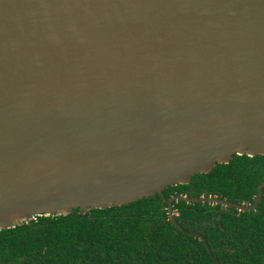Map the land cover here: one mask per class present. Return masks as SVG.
Masks as SVG:
<instances>
[{
  "label": "water",
  "instance_id": "1",
  "mask_svg": "<svg viewBox=\"0 0 264 264\" xmlns=\"http://www.w3.org/2000/svg\"><path fill=\"white\" fill-rule=\"evenodd\" d=\"M234 153L264 154V0H0V229L160 193ZM263 185L251 203L171 195L168 218L206 244L172 200L248 210Z\"/></svg>",
  "mask_w": 264,
  "mask_h": 264
},
{
  "label": "trees",
  "instance_id": "2",
  "mask_svg": "<svg viewBox=\"0 0 264 264\" xmlns=\"http://www.w3.org/2000/svg\"><path fill=\"white\" fill-rule=\"evenodd\" d=\"M264 178V154H232L187 183L170 184L146 197L0 229V264H264V185L256 206L238 210L208 202L167 199L174 194L218 196L251 203ZM215 256V259L212 257Z\"/></svg>",
  "mask_w": 264,
  "mask_h": 264
},
{
  "label": "built area",
  "instance_id": "3",
  "mask_svg": "<svg viewBox=\"0 0 264 264\" xmlns=\"http://www.w3.org/2000/svg\"><path fill=\"white\" fill-rule=\"evenodd\" d=\"M35 216H36V214H35V215H33L31 219H35Z\"/></svg>",
  "mask_w": 264,
  "mask_h": 264
}]
</instances>
